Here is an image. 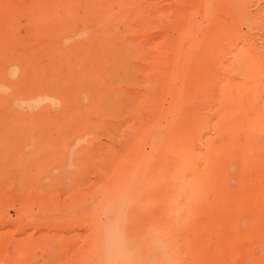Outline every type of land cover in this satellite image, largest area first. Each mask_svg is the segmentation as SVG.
<instances>
[{
  "label": "rangeland",
  "instance_id": "374dc122",
  "mask_svg": "<svg viewBox=\"0 0 264 264\" xmlns=\"http://www.w3.org/2000/svg\"><path fill=\"white\" fill-rule=\"evenodd\" d=\"M252 119L264 0H0V264H264Z\"/></svg>",
  "mask_w": 264,
  "mask_h": 264
},
{
  "label": "bare ground",
  "instance_id": "6f19581e",
  "mask_svg": "<svg viewBox=\"0 0 264 264\" xmlns=\"http://www.w3.org/2000/svg\"><path fill=\"white\" fill-rule=\"evenodd\" d=\"M242 56H243L242 54H237L235 56L236 64L241 63ZM251 122H252L250 124L251 127H249L250 132H247L248 135L246 134L247 136H245L244 142H247L248 144L259 145V146L264 145V124L261 123L259 120L257 121L256 119H252Z\"/></svg>",
  "mask_w": 264,
  "mask_h": 264
}]
</instances>
